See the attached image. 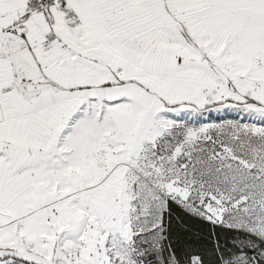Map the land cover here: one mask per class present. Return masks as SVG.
Listing matches in <instances>:
<instances>
[{"label": "snow or ice", "instance_id": "6c2138e0", "mask_svg": "<svg viewBox=\"0 0 264 264\" xmlns=\"http://www.w3.org/2000/svg\"><path fill=\"white\" fill-rule=\"evenodd\" d=\"M0 264H264V0H0Z\"/></svg>", "mask_w": 264, "mask_h": 264}]
</instances>
